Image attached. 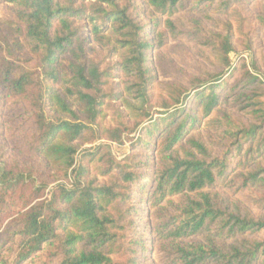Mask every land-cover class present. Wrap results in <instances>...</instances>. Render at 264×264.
Returning a JSON list of instances; mask_svg holds the SVG:
<instances>
[{
  "label": "trees",
  "instance_id": "1",
  "mask_svg": "<svg viewBox=\"0 0 264 264\" xmlns=\"http://www.w3.org/2000/svg\"><path fill=\"white\" fill-rule=\"evenodd\" d=\"M247 4L264 48V0H0V264H143L150 244L163 264H264ZM181 39L194 73L166 54Z\"/></svg>",
  "mask_w": 264,
  "mask_h": 264
},
{
  "label": "rangeland",
  "instance_id": "2",
  "mask_svg": "<svg viewBox=\"0 0 264 264\" xmlns=\"http://www.w3.org/2000/svg\"><path fill=\"white\" fill-rule=\"evenodd\" d=\"M86 1H90V0H86ZM238 8L244 16L249 17L250 22L248 23L249 24L248 26L246 25L245 30L250 31V33H253V41H254V45L256 47V51L259 55H263L264 54V48L261 47L260 42H259L260 33L259 32L258 33L253 32V28L255 26V21L253 20L254 10L248 4L240 6ZM189 46H190L189 42L185 39L171 40L169 45H167V47L165 48V51H166V54L168 56H170L171 59L173 61H175L179 66L185 68L190 73H194L197 71V55L195 54L193 49L190 48ZM252 54L253 53L248 52V51H244V50L237 52V53H232L233 63H236L238 61V59L241 56H243L246 58L248 64H250L252 57H253ZM97 58H101V57L96 56V59ZM66 65H67V62H65L64 67H66ZM174 77H176V76L172 73V74H170V76L168 78L171 79ZM262 78L264 79V77H262ZM164 79L166 80L167 78H164L162 76L161 80H164ZM114 80L119 81L118 78H115ZM153 92H154V97H155V101H156L163 94L161 85L160 84L155 85L153 88ZM126 96L128 97L127 94H126ZM72 99L74 100L75 98L72 97ZM113 105H114V107H113ZM113 105L110 104L108 109L106 110V117L103 118V120H102V123L104 126L116 123L117 116H116V112L114 109L115 107H120L121 109H124V111H126L125 107H122L120 101H114ZM137 137H138V133H131V134L125 135L123 144L110 143L113 153L118 158L123 159L124 157H126L130 153L139 152V151H136V149L133 147V143L136 141ZM100 142L101 141L90 143V144H85L78 154V161H79V159H80V157L83 154V151L85 149L93 148ZM257 193L260 194V193H262V191H257ZM237 197L239 199H241V201L243 203H245L247 206L254 207V209L257 210L255 204L253 203L251 194H249L247 192H240L237 194ZM143 233L146 236L148 235V233H146L145 231ZM145 251H147L148 256L144 259L143 264H163V260L160 256V253L154 247L153 244H150V248L148 250H145ZM121 259L123 260L124 258H121Z\"/></svg>",
  "mask_w": 264,
  "mask_h": 264
}]
</instances>
